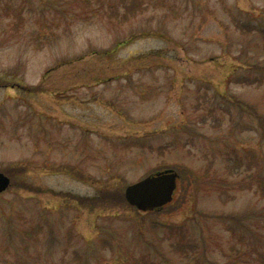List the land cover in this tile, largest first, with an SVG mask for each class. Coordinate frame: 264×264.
Listing matches in <instances>:
<instances>
[{
    "label": "rangeland",
    "instance_id": "374dc122",
    "mask_svg": "<svg viewBox=\"0 0 264 264\" xmlns=\"http://www.w3.org/2000/svg\"><path fill=\"white\" fill-rule=\"evenodd\" d=\"M0 172V264L263 262L264 0H0Z\"/></svg>",
    "mask_w": 264,
    "mask_h": 264
},
{
    "label": "water",
    "instance_id": "95a60500",
    "mask_svg": "<svg viewBox=\"0 0 264 264\" xmlns=\"http://www.w3.org/2000/svg\"><path fill=\"white\" fill-rule=\"evenodd\" d=\"M179 174L168 169L151 174L125 190V199L142 212L161 210L174 200ZM11 185V179L0 172V194Z\"/></svg>",
    "mask_w": 264,
    "mask_h": 264
},
{
    "label": "trees",
    "instance_id": "16d2710c",
    "mask_svg": "<svg viewBox=\"0 0 264 264\" xmlns=\"http://www.w3.org/2000/svg\"><path fill=\"white\" fill-rule=\"evenodd\" d=\"M241 28V30H244V29H246V26H240ZM255 31H257V32H259V29L257 28V27H255ZM241 82H243L241 79H238V80H236V83H241ZM236 163L238 164L237 165V167H235V168H238L239 167V165H242L243 163L241 162V161H236ZM244 165V164H243ZM248 164H246V165H244V166H247ZM257 185H258V190H256V191H261L262 192V195L264 196V177H262V176H259V181L257 182ZM122 197H123V194H122ZM183 227V226H182ZM182 227H180L179 228V230H178V234H181L182 233V230L183 229H181ZM170 228V227H169ZM176 230H173V233L175 232ZM172 234V233H171ZM183 238V237H182ZM181 238V239H182ZM181 243H184V242H179L178 241V243L176 244V245H174L173 246V243H172V247L179 253V252H183L184 251V247H183V249H182V246H183V244H181ZM255 252H259V250H257V249H255ZM258 255H260L259 253H257ZM261 256V255H260ZM254 262L253 261H248L246 264H253ZM257 264H264V261L263 262H260V263H257Z\"/></svg>",
    "mask_w": 264,
    "mask_h": 264
}]
</instances>
